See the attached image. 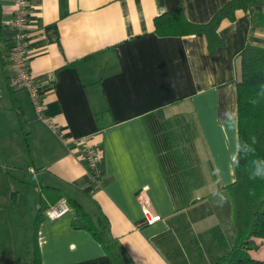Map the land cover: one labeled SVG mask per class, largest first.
I'll return each mask as SVG.
<instances>
[{
	"label": "crops",
	"instance_id": "obj_1",
	"mask_svg": "<svg viewBox=\"0 0 264 264\" xmlns=\"http://www.w3.org/2000/svg\"><path fill=\"white\" fill-rule=\"evenodd\" d=\"M227 1L28 0V65L45 86L44 112L55 133L28 92L8 84L12 4L0 0V228L17 222L13 231L0 229V248L29 253L31 224L38 264H168L151 238L175 211L146 115L178 131L188 127L204 181L195 198L231 183L239 54L247 43L264 44V0L222 19V43L213 50L203 32L159 35L155 22L180 8L188 21L205 23ZM82 136L102 154L99 185L73 149ZM42 187L90 214L99 239L73 226L69 202L62 216L35 224ZM143 187L160 216L152 223L137 200ZM19 261L13 256L8 264Z\"/></svg>",
	"mask_w": 264,
	"mask_h": 264
},
{
	"label": "trees",
	"instance_id": "obj_2",
	"mask_svg": "<svg viewBox=\"0 0 264 264\" xmlns=\"http://www.w3.org/2000/svg\"><path fill=\"white\" fill-rule=\"evenodd\" d=\"M256 2L228 0L205 23L188 21L177 8L164 20H156L155 29L159 35L203 32L213 50L222 43L217 33L220 21L232 20L237 9ZM236 92L238 149L234 180L201 198L193 197V190L204 181L188 127L181 124L178 131L171 124H156L151 119L153 112L146 115L175 211L166 229L151 238L168 264H264V259L250 253L260 245L256 239H264V44L247 43L240 52ZM99 167L103 172L102 156ZM40 191L35 224L50 205L63 197L52 187ZM69 203L76 210L73 226L85 228L99 239L90 214ZM208 216H214L215 221L196 230L194 223ZM31 262L38 264L36 248Z\"/></svg>",
	"mask_w": 264,
	"mask_h": 264
},
{
	"label": "built area",
	"instance_id": "obj_3",
	"mask_svg": "<svg viewBox=\"0 0 264 264\" xmlns=\"http://www.w3.org/2000/svg\"><path fill=\"white\" fill-rule=\"evenodd\" d=\"M12 12L8 25L10 28V41L7 53V69H8V84L10 87L25 89L28 92L33 109L38 117L51 129L52 132H57L53 124L49 122L44 110L42 94L44 85L42 80H39L32 74L29 68V54L27 50V36L29 27V2L28 0H11ZM47 84L52 83L54 78L52 75H47L45 78ZM58 134V133H57ZM65 143L63 137L60 136ZM79 159L84 163L86 168L93 176L94 185L101 183L102 171L99 167L101 153L99 149L90 142L88 136L78 137L71 141ZM137 200L141 208L144 220L146 223H152L160 219L150 203L146 195L145 187L141 188L137 193ZM70 206L65 197L60 198L56 203L50 205L45 211V217L54 220L66 212Z\"/></svg>",
	"mask_w": 264,
	"mask_h": 264
},
{
	"label": "rangeland",
	"instance_id": "obj_4",
	"mask_svg": "<svg viewBox=\"0 0 264 264\" xmlns=\"http://www.w3.org/2000/svg\"><path fill=\"white\" fill-rule=\"evenodd\" d=\"M11 88H14V87H11ZM163 115H166V114H170V112L168 110H163L162 111ZM102 156V154H101ZM210 178V177H209ZM211 190V189H210ZM209 190V187L208 185H206L203 189H201L202 192H208L210 191ZM194 197V195H193ZM195 198V197H194ZM214 197L211 198V201H213ZM212 218H205L203 219L201 222L197 223L194 225V228L197 230V229H200V228H203L207 225H209L210 223H212ZM4 223H7V221H4ZM9 223V222H8ZM25 224V223H23ZM8 225V224H7ZM7 225H3V228H0L1 230H9V231H13L14 228L17 226V222L15 221H12L9 223L8 227ZM30 243H29V253L26 252V248L25 249H21L20 252L18 251H15V253L12 251V249L9 247H1L0 248V264H8V261L10 259H12V257H18L20 258V261L18 263H15V264H31V259L33 257V246H32V239H33V236H32V231H31V224H30ZM16 229H15V233H16ZM14 233V234H15ZM5 239L10 241V237L9 236H5ZM251 255L253 257H256V258H262V254L264 253V245L263 244H260L259 247L255 250H252L250 251ZM28 259V260H27Z\"/></svg>",
	"mask_w": 264,
	"mask_h": 264
}]
</instances>
